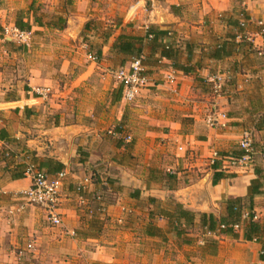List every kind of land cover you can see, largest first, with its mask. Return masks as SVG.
I'll list each match as a JSON object with an SVG mask.
<instances>
[{"label":"crops","instance_id":"0c3cea01","mask_svg":"<svg viewBox=\"0 0 264 264\" xmlns=\"http://www.w3.org/2000/svg\"><path fill=\"white\" fill-rule=\"evenodd\" d=\"M241 14L247 24L239 30ZM259 21L264 23V0H137L118 32L99 44L100 58L114 56L120 66L89 55L90 63L72 71L71 82L59 77L66 74L65 62L56 76L29 68L25 87L13 96V87L4 84L0 264H16L20 252L26 264H264L262 243L246 241L241 229L225 236L204 234L198 226L199 214L220 218L225 200L246 198L255 172L264 174L259 156L245 169L228 160L244 131L264 146V55L255 52L264 45ZM149 28L167 36L150 42ZM120 33L142 40L148 79L129 105L117 82L111 83L112 67L132 59L112 50ZM161 43L172 49V59L159 61ZM169 74L175 83L167 82ZM218 80H224L219 94L213 88ZM36 88H48L49 95H36ZM212 106L226 114L225 128L207 126ZM34 159L64 166L59 227L20 198L30 177L12 178ZM214 174L224 177L214 184ZM80 184L82 202L75 191ZM176 204L196 215L193 228L177 232V224H169ZM252 209L264 224V186Z\"/></svg>","mask_w":264,"mask_h":264},{"label":"rangeland","instance_id":"374dc122","mask_svg":"<svg viewBox=\"0 0 264 264\" xmlns=\"http://www.w3.org/2000/svg\"><path fill=\"white\" fill-rule=\"evenodd\" d=\"M136 1L0 0V93L4 91V84L13 87L11 96L21 91L30 74L29 68L35 66L46 68L56 76L59 68L66 62V74L59 76L64 82H71L72 71L76 73L88 66L89 55L96 60L98 58L99 63L109 59L114 64L118 62L120 66L121 60L114 56L100 58L99 44L106 40L107 35L112 36L118 32L121 18L124 19L128 8L135 5ZM31 13L36 14L42 27L33 23ZM19 16L24 20L30 19L31 30L24 32L29 33V36L22 37L17 33H21L15 27ZM122 24L124 23L121 22ZM7 42L11 45H7ZM8 50L12 53L11 57H8ZM73 59L77 63H73ZM115 70L117 68L114 65L110 73L112 85L117 82L113 76ZM95 81L96 84L103 85L99 79ZM119 87L121 86L117 82L116 88ZM7 94L4 93V97ZM92 180L96 181L94 176Z\"/></svg>","mask_w":264,"mask_h":264},{"label":"built area","instance_id":"2783aa9c","mask_svg":"<svg viewBox=\"0 0 264 264\" xmlns=\"http://www.w3.org/2000/svg\"><path fill=\"white\" fill-rule=\"evenodd\" d=\"M247 21L243 14L240 15V20L237 24L238 29H245ZM259 27L258 35L264 38V23L259 21L256 24ZM17 32V31H16ZM20 36H29V33H19ZM171 36V34H168ZM21 38V37H20ZM169 46L166 45V48ZM256 55L262 57L264 55V45L257 46ZM113 76L117 82H119L122 89V101L126 104H132L142 89L147 86L148 79L146 76V70L142 64L141 58L132 59L125 67L118 68L113 72ZM169 84L175 83V77L173 74H169L166 77ZM224 80H218L214 83V92L219 94L223 88ZM34 93L40 97H46L49 95L48 88H36ZM206 124L210 128H225L227 125V116L225 113L218 110L216 106H212L206 116ZM130 138H127L129 140ZM238 151L242 152L241 156L229 157L231 167L240 169L251 168L254 166L256 157L259 156L264 159V146H256L254 142V136L250 131H244L239 144ZM25 175L30 177V187L20 194V198L25 204L37 206L45 212L47 222L51 227H59L62 225L61 216L59 214L60 207V193L63 186V180L65 174L63 172L57 174L55 178L49 177L42 171H37L33 166H28ZM86 181V180H85ZM86 181L85 183H87ZM78 194L79 201H84L83 195L85 192L84 185L80 184L75 189ZM104 209V207L102 208ZM247 215H244L246 218ZM254 220H257L255 215ZM230 228L233 231L240 230V225H231ZM224 229V226L220 227V230ZM32 245H27V250H32ZM16 264H26L25 256L23 252L18 254L16 258Z\"/></svg>","mask_w":264,"mask_h":264},{"label":"trees","instance_id":"16d2710c","mask_svg":"<svg viewBox=\"0 0 264 264\" xmlns=\"http://www.w3.org/2000/svg\"><path fill=\"white\" fill-rule=\"evenodd\" d=\"M32 20L35 25L41 26L42 24L39 22V18L36 14L32 13ZM15 27L20 32H29L31 30L32 24L30 23V19L24 20L22 16H19L15 22ZM240 30V29H239ZM167 36V33H161L158 31H154L153 28H149L146 34V39L150 40V42L155 41L158 36ZM110 36L107 35L106 39ZM142 44V40L137 38H132L125 34L120 33L113 43L112 50L117 51L119 54H124L130 56L132 59L141 58L140 54L142 52L140 45ZM160 57L159 61L163 58L169 60L172 59V49L170 47L166 48L165 44L161 43L160 46ZM131 59V60H132ZM242 152L237 151V153L232 154L231 157L241 156ZM35 163V164H34ZM34 163L32 166L37 171H42L48 176H53L50 173H58L64 170V166L58 162L50 163V160L39 161L34 159ZM28 166L22 169L21 172L14 174L12 176L13 179H22L25 176V171ZM47 169L46 171L43 169ZM49 172V173H48ZM257 178L253 180L249 187V193L246 198H228L225 200V213L220 218H216L212 214H199V230H202L203 233L207 234H216L225 235V236H233V230L230 228L231 225H240V229L243 232L244 239L246 241H256L262 243V260L264 261V224L259 223V221H255L253 218L255 214L253 213V197L260 194V189L264 186V174L259 170L256 172ZM224 177L223 174H214L213 183L215 184L218 180ZM175 214L169 219L170 225H176L175 231L184 232L186 229L189 230L193 228L195 214L191 212L184 211L182 207L178 204L175 205ZM244 214L247 215L244 218ZM174 218V221H173ZM180 218L184 219L185 228H182V223L180 222ZM224 226V229L220 230V227Z\"/></svg>","mask_w":264,"mask_h":264}]
</instances>
